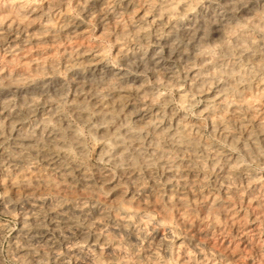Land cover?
<instances>
[{
  "label": "bare ground",
  "instance_id": "obj_1",
  "mask_svg": "<svg viewBox=\"0 0 264 264\" xmlns=\"http://www.w3.org/2000/svg\"><path fill=\"white\" fill-rule=\"evenodd\" d=\"M217 1L233 7L237 0ZM10 2L19 7L23 0ZM57 2L46 0L53 12ZM87 2L85 19L97 21L102 32L109 20L118 32V65L146 76L111 68L104 51L84 44L82 22H37L35 8L29 18L0 20L2 53L11 58L9 71H0V185L2 209L20 222L11 243L15 255L34 264H168L175 223L185 232L176 244L177 264H242L233 250L203 240L211 229L241 228L229 199L264 211V172L249 169L253 162L264 165V31L251 35L231 14L208 13L205 0H139L141 12L129 0ZM235 6L241 19L264 29L253 5ZM120 17L129 19L127 31ZM134 17L144 24L132 23ZM145 25L162 50L142 49L149 39ZM63 40L70 47L62 53L63 74L73 84L69 97L53 55L28 57L33 48ZM174 61L183 62L189 90L175 78ZM163 88L173 89L184 108L199 96L196 116L161 107L168 103ZM64 103L73 120L63 114ZM76 123L104 142L96 157L118 173L108 197L99 196L96 183L110 174L99 166L88 173ZM146 209L156 211L161 228Z\"/></svg>",
  "mask_w": 264,
  "mask_h": 264
},
{
  "label": "rangeland",
  "instance_id": "obj_2",
  "mask_svg": "<svg viewBox=\"0 0 264 264\" xmlns=\"http://www.w3.org/2000/svg\"><path fill=\"white\" fill-rule=\"evenodd\" d=\"M73 1H74V3H73ZM129 1L133 5L134 10H137V11L141 12V8H140V5H139V0H137V2H136V0H129ZM205 1H208V2L211 3V9L208 11V13H210L212 15H215V14H217L219 12L231 14L233 16V18H234V21L240 22L241 25H243L242 28L246 29L248 32H250L249 34H251V33L256 34V33H259L261 30L264 31V29L258 28L255 24H253L251 22H248V21L246 22L243 19H241L239 17L240 13L238 12V10L236 9V6H235L238 3H247V4H250V5H253L256 8V18L264 22V9L262 8L261 2L259 0H237L236 3L237 2L238 3L237 4L235 3V5H233V7L228 2H222V1H217V0H205ZM1 3L3 4V7H2ZM54 5H55V7H54V12H53L52 10H50L47 7L46 0H38V2H37V0H23V3L19 7L16 6V4H11L10 0H8V1L7 0H3V1L0 0V20L2 19L4 21L5 20L8 21L14 15H18L19 17L24 18V19L25 18H29L30 17L29 14H28L29 10L35 8L37 10V12L40 13L38 15L39 16L41 15V17H42L41 19L37 20V22L40 21L41 23H43L45 20H47V18H48V20L52 21L53 23H57L56 22L57 19H61V20L67 21L69 23H71V22L74 23L75 21L76 22H82L83 25L86 27V30H87L86 34L82 38L83 41H84V44H89L92 47H94V48H90V49H92V51H100V50L102 52L104 51L103 53H104V56H105V60L108 63V65H110L111 68H113V69H121L122 71H125L126 73H128V75H132V76H136V77H138V76H141V77L142 76L143 77L146 76L145 73L137 72V71L133 70L129 66H120V65H118L119 63H117L115 58H113L114 57V50H115V45H114V38L115 37L114 36L118 32L115 29V27L113 26V22H111L109 20L105 21L106 29L102 32L100 30L101 27H100V25H99V23L97 21H95L94 19H85L84 18L83 10H85L87 8V5H88L87 0H58V2L55 3ZM71 10H72V12H71ZM73 10H74V12H73ZM213 11H215V12L213 13ZM6 12H8V13H6ZM10 13H12V14H10ZM49 14H50V16H49ZM67 17H69L70 19L67 18ZM127 20H129V19H127L125 17H120L117 20V21H121L122 22V24H123L122 27L126 31L128 30V26H127V24H128L127 22L128 21ZM130 21L132 23H135L136 25H140V26L142 24H144V23H141L135 17L130 19ZM145 28L147 29V32L149 33V39L147 41V44L145 46H143L142 49L146 50V51L152 50V49H156V48H157V50H162V47L158 48L157 46H155L153 44V41H151L152 40L153 28L151 26H148V25H145ZM98 30H100V31H98ZM100 32L103 33V34H101ZM55 34H56V36L58 38H60V35H61L60 32L56 31ZM260 34L263 35L262 38L264 40V33H260ZM65 43H67V44H65ZM68 44L69 43L64 41V40L63 41H58L53 47H51L49 45H46V46H42V47H38V48H33L28 53V57L29 58H37V57H40V56H41L40 58H43L42 55L43 56L44 55H53L54 56V61H55L56 65L58 64L57 67L59 69L58 70L59 71V75L62 78V80H63V82L65 84V87H66V96L67 97L71 96V94L73 93V84L67 78V76L65 74H63V71H62V67H63V64H64V61H63L64 59L62 57V53H63V49H64V51L65 50L68 51L70 49ZM1 47L2 46H0V48ZM78 47H84V46L81 45V46H78ZM245 47H246V49H248L250 51L253 50L252 46L249 45L248 43L245 44ZM86 48H89V47H86ZM185 48H186V50H189V46H186ZM2 49H3V47L0 49L1 50L0 51V53H1L0 54V59H1L0 60V71L8 72L9 71V65L11 63L9 60H11V58H8L7 54H5V53L3 54L2 53L3 52ZM52 50H54V51H52ZM216 50L217 49H214L213 51H216ZM166 56L167 55H165V53H163L162 57H163L164 61L165 62L170 61ZM2 58H4V59H2ZM172 65H174L173 66V68H174L173 72H174L175 78L178 79V81L180 82V84H181V86H182V88L184 90H189L190 81H189V77H188V75L186 73V70L183 67L184 66L183 62L182 61H174ZM163 91H164V93H163ZM161 93H163V94H161ZM160 94L165 96V97H167V99H168V103L162 104L161 107L168 108L170 106L171 108H174V109H176L178 111H182V112L186 111L185 113L188 114L189 116H196V110L202 104L201 98L199 96H196L195 104L192 107H190V108H184L183 105L181 104V102L177 99V96H176L174 90L171 89V88H163V89H161L160 90ZM61 107H62L63 114L66 117H68L70 120H73L72 115L69 112L70 110L68 109V105L66 103H64V104L61 105ZM29 119H30V117H27L28 121H29ZM76 124H78L81 136L83 138L84 146H85V148L87 150V157H84L82 159V161L85 164V166L87 167L88 173L93 174L94 173L93 167L94 166H99V168L102 169L101 170L102 173L106 172L105 174H108V175L110 174L109 175L110 179H108L106 182L96 183V190L98 191L99 196L102 197V198L108 197V195H110V193H111V191H108V190H109V188L113 187L114 184L117 182L118 173H117L116 169L114 167H112L110 164L100 163L98 161L97 157H96L98 149L104 144V142H96L93 139V137L90 135V133L87 131L86 125H82L80 123H76ZM206 134L208 135V139H212V137L209 135L207 130H206ZM212 141H213V139H212ZM215 142H218V141H215ZM3 146H4V144H0V152H1L2 148H3ZM228 149H230V147H228ZM230 150L235 152V153H238L239 155L241 154L237 150H234V149H230ZM90 158H91V160H90ZM89 163H91V164H89ZM249 169L251 171L257 173V174H261V173L264 172V170H263L264 169V165L257 164V163L253 162V163L249 164ZM1 170H2V167L0 165V174H1ZM0 189H1L0 190V193H1L0 194V206H1L0 207V232H1L0 233V250H1L0 251V253H1L0 254V260L2 261L3 264H34V263L29 262L27 259H18L17 255H15V251H14L13 246H12L11 243H12V240H13V238L15 236L14 233H16V231L19 228L20 222H19V218H18L17 215H16L17 216L16 217L15 214L8 213V212H6L5 210L2 209L3 195H2L1 185H0ZM229 201H231V205L233 206L234 212L236 213V216H238V218H239L238 222H239V227H241V228H239V227L238 228L240 230L239 229H237V230L235 229L236 231L232 230L230 232L225 230V233H224V231L222 232V231H219L217 229H211L208 232L209 235H207V237L203 241L206 242L205 244L209 245V246L214 244L216 246H220L221 248L223 247V248L229 249L230 251L233 250L232 252L235 253L234 255L236 256L238 261L240 263H242V264H248V263L249 264H262V263L264 264V242H263L264 238L263 239L261 238V236L264 237V235H263V233H264L263 232L264 231L263 230L264 229V226H263L264 225V211L259 209V208H257V207H254V206L250 205L249 203L246 202L245 199L243 200V202L241 204L240 203L237 204L238 201H236V200L234 201L233 199H229ZM247 207H249V208L247 209ZM239 209H240V211H239ZM142 213H144V214L146 213L147 215L150 216V218H151V220H152V222L154 224V227H156V228H161L162 227V225L159 224V222L157 220V214H156L155 210H153V209H148L147 210L146 209V210L142 211ZM10 214L12 216H14V217H12ZM261 220L263 221V223H262ZM251 222H254V223H251ZM1 228L3 229V232H2ZM169 230H170V234H171V240H170V243H169V246H168V249H167V258H166V260H167L168 264H177V261H178L179 257L176 255V253L179 254V252L176 249V244L180 240H182L183 237H185V232L179 226H177L175 223H173V224H171L169 226ZM243 230L245 232H243L242 234H239ZM183 232H184V234H183ZM252 232L253 233L255 232V233L253 234ZM255 235H256V237H255ZM209 236H210V238H209ZM237 236L238 237L240 236V237L238 238ZM246 236H248V237H246ZM252 237H255V238H252ZM231 240H232V242H231ZM219 241H220V243H219ZM233 243H235V244H233ZM239 244H240V246H239ZM188 248H189L188 246H184V249L186 251L187 250L189 251ZM255 249H257V250H255ZM171 252H172V254H171ZM258 252H259V254L256 256V254ZM243 253H245V254H243ZM247 253L249 254V256H248ZM254 253H256V254H254ZM247 258H248V260H247ZM261 258H263V259H261ZM23 261H24V263H23ZM172 261H174V262H172ZM70 264H72V261H70Z\"/></svg>",
  "mask_w": 264,
  "mask_h": 264
}]
</instances>
